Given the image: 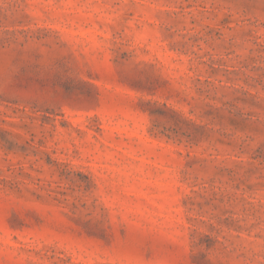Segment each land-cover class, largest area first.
Returning a JSON list of instances; mask_svg holds the SVG:
<instances>
[{
	"label": "rangeland",
	"instance_id": "obj_1",
	"mask_svg": "<svg viewBox=\"0 0 264 264\" xmlns=\"http://www.w3.org/2000/svg\"><path fill=\"white\" fill-rule=\"evenodd\" d=\"M0 264H264V0H0Z\"/></svg>",
	"mask_w": 264,
	"mask_h": 264
}]
</instances>
